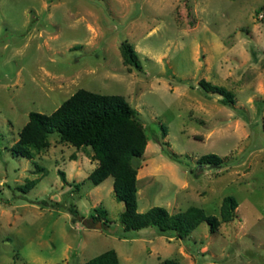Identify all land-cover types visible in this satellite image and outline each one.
Segmentation results:
<instances>
[{
    "label": "rangeland",
    "instance_id": "obj_1",
    "mask_svg": "<svg viewBox=\"0 0 264 264\" xmlns=\"http://www.w3.org/2000/svg\"><path fill=\"white\" fill-rule=\"evenodd\" d=\"M125 40L140 68L124 62ZM80 88L121 94L140 112V212L198 206L221 219L233 195L235 219L184 239L127 230L114 177L89 179L90 148L55 131L33 159L15 155L29 113L50 114ZM207 153L224 163L201 165ZM96 207L109 221L91 218ZM108 249L121 264H264V0H0V264H83Z\"/></svg>",
    "mask_w": 264,
    "mask_h": 264
},
{
    "label": "trees",
    "instance_id": "obj_2",
    "mask_svg": "<svg viewBox=\"0 0 264 264\" xmlns=\"http://www.w3.org/2000/svg\"><path fill=\"white\" fill-rule=\"evenodd\" d=\"M122 54L127 65L141 67L137 52L127 40L122 43ZM199 83L204 92L222 95L224 104L235 103V94L227 88L206 80ZM55 131L63 142L93 151L92 159L97 161L89 175L93 184L99 185L109 176L114 177L115 196L125 204L120 221L127 230L155 226L161 233L184 239L204 221L215 232L222 221L231 222L236 217L238 201L233 195L224 198L221 219L217 215L207 214L198 206H190L177 213H170L167 208L159 205L152 206L145 212L138 210V166L135 159L144 154L148 136L140 112L121 94H106L80 88L50 114L31 111L29 121L12 148L14 154L33 159L37 153L50 146L49 136ZM172 156L178 159L175 154ZM72 159H76V156L73 155ZM198 162L201 165L221 166L224 159L216 153H207ZM60 174L61 179L67 182L65 171H60ZM35 183L36 180H31L23 189L28 191ZM67 209L74 223L84 220L75 204ZM94 211L91 218L109 221L104 208L96 207ZM83 264L121 263L117 251L108 249ZM160 264L180 263L166 258Z\"/></svg>",
    "mask_w": 264,
    "mask_h": 264
},
{
    "label": "water",
    "instance_id": "obj_3",
    "mask_svg": "<svg viewBox=\"0 0 264 264\" xmlns=\"http://www.w3.org/2000/svg\"><path fill=\"white\" fill-rule=\"evenodd\" d=\"M99 226H100V224H99Z\"/></svg>",
    "mask_w": 264,
    "mask_h": 264
}]
</instances>
